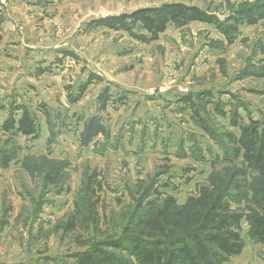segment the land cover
Listing matches in <instances>:
<instances>
[{
  "label": "rangeland",
  "instance_id": "rangeland-1",
  "mask_svg": "<svg viewBox=\"0 0 264 264\" xmlns=\"http://www.w3.org/2000/svg\"><path fill=\"white\" fill-rule=\"evenodd\" d=\"M256 1L0 0V126L17 104L28 107L40 126L38 138L0 132V150L20 147L9 167H0V263L72 264L73 254L96 240L125 236L114 223L142 195L137 193L141 182L154 179L153 192L157 188L184 204L214 171L212 158L224 150L198 125L199 118L219 133L239 134L230 113L240 100L246 108L238 111L246 121H264V77H244L248 65L264 57L256 50L264 42V20L242 25L231 45L214 25L202 22L183 28L170 24L150 43L125 31L88 29V23L172 2L196 5L225 20ZM91 74L102 79L89 83ZM106 87L114 102L101 114L111 140L100 154L99 145L82 148L78 135L84 120L97 112V96ZM205 92L211 98L204 102L210 103L194 96ZM190 94L198 112L182 100ZM217 101L224 103L226 116L213 109ZM44 106L51 121H65L53 141ZM98 141L106 143L103 137ZM195 145L205 159L192 156ZM94 170L102 182L99 229L66 234L57 225L66 223L85 175ZM47 172H59L60 182L45 190ZM248 228L243 221L246 245L225 264H264V244L252 241Z\"/></svg>",
  "mask_w": 264,
  "mask_h": 264
},
{
  "label": "trees",
  "instance_id": "trees-1",
  "mask_svg": "<svg viewBox=\"0 0 264 264\" xmlns=\"http://www.w3.org/2000/svg\"><path fill=\"white\" fill-rule=\"evenodd\" d=\"M262 20L264 0L241 5L225 20L196 5L172 2L94 19L88 23V29L104 27L125 31L140 42L150 43L157 40L170 24L183 28L192 22H202L214 25L231 45L237 39L242 25H255ZM256 50L264 56V42L257 43ZM66 55L74 54L67 52ZM244 75L264 77V57L257 64H249ZM94 79L98 81L102 78L91 74L89 83ZM88 85L80 88V95ZM194 96L202 103L205 98H211L210 92ZM182 100L198 112L193 94L184 95ZM111 102H114L113 94L106 87L97 96V112L83 122L78 135L82 148H88L92 144L99 145L97 151L103 154L110 144L111 132L101 113L108 110ZM214 106L213 109L219 115L226 116L224 103L217 101ZM241 106L246 108V104L238 100L230 113V123L240 129L239 134L219 133L206 119H198V125L213 139L218 140L224 151L223 155L214 154V171L195 194L190 195L184 204H178L171 194L162 196L161 192L156 191L157 188L153 192L156 183L154 179L145 185L144 181L141 182L137 193L142 192V195L114 223L115 229H122L128 235L117 237L112 233L100 241L96 240L86 250L73 254L72 264H225L232 257L241 254L246 245L241 233L243 221L249 226V238L255 243L264 244V121L252 117L246 121V117L238 111ZM42 111L48 117L50 139L53 141L62 133L65 121L59 123L58 118L51 121V114L45 106ZM57 125L60 128L56 132L54 127ZM0 128L1 133L11 136L20 134L38 138L40 135V126L34 114L22 104L10 108L9 116ZM100 137L106 143L101 144L98 141ZM223 139L230 140V144H225ZM3 148L0 150V167L8 168L19 155L20 147L12 144L9 149ZM191 149L195 159H205L196 145ZM58 175L59 172L56 176L47 172L43 180L45 190L60 182ZM82 183L81 192L75 196L74 208L66 223L60 222L57 225L66 234L78 229L86 233L92 230L97 232L102 220L98 196L102 187L99 173L96 170L88 172ZM151 194L154 196L152 199ZM242 203H245V207L237 206Z\"/></svg>",
  "mask_w": 264,
  "mask_h": 264
}]
</instances>
